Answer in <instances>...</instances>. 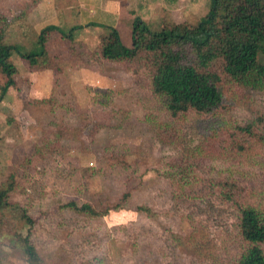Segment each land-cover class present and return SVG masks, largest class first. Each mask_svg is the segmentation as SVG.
<instances>
[{
	"label": "rangeland",
	"instance_id": "374dc122",
	"mask_svg": "<svg viewBox=\"0 0 264 264\" xmlns=\"http://www.w3.org/2000/svg\"><path fill=\"white\" fill-rule=\"evenodd\" d=\"M79 1L0 0L3 42L16 49L10 59L21 72L15 77V87L5 93V79L0 75V187L14 172H18L19 185L9 198L19 206L0 209V264H28L23 250L28 234L43 264H191L197 257L186 243L167 250L170 236L185 241L191 229L181 217L182 210L173 205L169 182L155 172L174 146L163 143L144 120V95L124 66L111 61L94 65L92 70L76 67L86 70L84 76L62 78L60 83L58 77L54 86L52 81L48 96L57 105L48 107L50 112L34 105V99L45 97L43 90L49 82L40 74L30 81L25 71L32 68L21 55L39 51L37 35L41 31L52 28L46 42L48 56L33 70H52V79L55 50L68 58L97 48L85 44L95 38L94 31L75 38L72 34L81 28V17L74 15L79 13L78 7L72 12L64 7ZM169 1L177 3L169 5L166 13L161 12L165 17L158 19L160 13L155 14L161 0H150L144 18L151 19L145 22L151 30L174 23L195 25L209 8V0ZM56 6L61 9L56 11ZM136 7L142 10L140 2ZM121 12L118 35L124 46L131 47L125 28H132L135 18L145 20L142 11H135V16ZM70 34L75 45L67 41ZM108 35L99 37L102 41ZM249 97V110L264 104V92ZM21 99L22 106L15 105ZM55 125L67 130L58 140L53 135ZM86 128L94 134L86 136ZM256 158L262 165L264 158ZM125 192L130 196L123 202ZM69 202L110 210L92 218L64 208ZM140 207L149 213L139 211ZM23 209L34 222L31 230ZM211 232V243H219L220 231Z\"/></svg>",
	"mask_w": 264,
	"mask_h": 264
},
{
	"label": "trees",
	"instance_id": "16d2710c",
	"mask_svg": "<svg viewBox=\"0 0 264 264\" xmlns=\"http://www.w3.org/2000/svg\"><path fill=\"white\" fill-rule=\"evenodd\" d=\"M107 29L103 45L68 60L85 69L121 63L144 95V120L163 143L174 146L155 172L169 182L173 205L182 210L191 232L185 241L170 236L167 250L186 243L197 257L191 264H264V162L259 165L256 158H264V104L257 110L246 106L250 93L264 92V0H209L197 24L165 25L158 31L135 18L131 47L121 43L115 29ZM51 31L38 35V52L21 55L30 72L46 60ZM3 35L0 31L5 93L15 87L18 70L10 59L16 49L3 42ZM66 38L75 45L71 34ZM33 102L46 112L57 105L49 96ZM88 129L85 135H93ZM66 131L55 125L53 135L58 140ZM17 177L14 172L0 187V209L19 206L9 201L19 189ZM129 196L125 192L122 201ZM63 207L92 218L110 210L75 202ZM22 212L31 230L34 222ZM212 229L220 231L219 243H211ZM23 250L28 264H43L29 234Z\"/></svg>",
	"mask_w": 264,
	"mask_h": 264
},
{
	"label": "crops",
	"instance_id": "0c3cea01",
	"mask_svg": "<svg viewBox=\"0 0 264 264\" xmlns=\"http://www.w3.org/2000/svg\"><path fill=\"white\" fill-rule=\"evenodd\" d=\"M119 1H121V2H119ZM126 1H128L129 4H127L124 0H80L76 5L64 7V9H66L70 12L74 11V9L76 7H78L79 13L74 14V15H76V17H78V16L81 17V22L79 23V27H81V28L72 33L74 35V38L76 35H80L81 33L91 34V32H88V31H94L95 38L94 39L92 38V41H88V40L85 41V44L87 46H90L92 49L95 47L103 45V40L101 41V38L99 36H102L103 34H107V32H108L107 28H113L120 34L121 29H120L118 17L121 15L122 10H125V12L128 15L131 14L133 16H135L134 15L135 11H139V12L142 11L143 14L141 15V17L145 20L144 22H146V21L149 22L151 20V19L146 20L144 18V15L146 16L149 9L151 8L150 6L152 4H150V0H126ZM138 2H140L142 10H137L136 6H138ZM164 2H166V4L163 5ZM161 3H162L161 5L158 4L160 8L156 11V14H155V16H156L158 13H160L158 19H162V17H165L164 15L161 14V12L164 13V11H165V13H166L168 6L177 3V1L176 2L175 1L167 2V0H161ZM129 5H131L134 8L130 7ZM154 8L157 9L156 6H154ZM60 9H61V7L56 6V11H58ZM91 24H94V25L90 26ZM174 24H176V23H174ZM56 25H57V21H56ZM125 31H126V35H128V37L130 36V40L129 39L128 40L131 42V27L130 26L126 27ZM50 39H51V37L49 36L48 41H50ZM67 41H68V39H67ZM129 41H128V43L131 44ZM55 51H56V55L54 57H56V61L58 62L57 67L60 70V72H59V70H56V73L58 74V77H61L58 80L59 83L62 80V78H67L70 76H73V77L84 76V73H86V70L76 69V68L72 67V65L68 66L67 62H69V61H66V60H68L69 58H66V56L62 53L60 55H58L59 52H57V50H55ZM16 68H17V66H16ZM17 70H18V68H17ZM88 70H91V69H88ZM19 72L20 71L18 70V73ZM50 72H52V70H44L40 73H38V72H36V73L35 72H28L27 73L25 71V76H28L29 80L30 79H32L33 81L37 80L38 74L42 75L43 77H45L48 80L49 87L44 88V90H43V92L45 91L44 93L46 94L45 97L50 95V93H51L50 89H52V81H53V86L55 84L54 79L56 78V76H54L55 74L52 73L53 79L49 78ZM20 74H21V72H20ZM2 77H3L2 79H5V81H4V86H5V84L7 82V78L4 75ZM15 83H16V81H15ZM37 91L39 92V90H37ZM9 97H11L10 94H9ZM12 98H13V96L9 99H12ZM19 103H20L19 107H21L23 104V100L21 99L20 101H18V103L15 102V105H17V104L19 105ZM5 135H6V133H5Z\"/></svg>",
	"mask_w": 264,
	"mask_h": 264
}]
</instances>
